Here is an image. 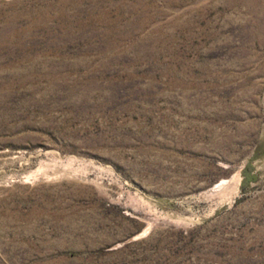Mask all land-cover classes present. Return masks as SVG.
Returning <instances> with one entry per match:
<instances>
[{
  "label": "rangeland",
  "instance_id": "1",
  "mask_svg": "<svg viewBox=\"0 0 264 264\" xmlns=\"http://www.w3.org/2000/svg\"><path fill=\"white\" fill-rule=\"evenodd\" d=\"M0 264H264V0H0Z\"/></svg>",
  "mask_w": 264,
  "mask_h": 264
},
{
  "label": "bare ground",
  "instance_id": "2",
  "mask_svg": "<svg viewBox=\"0 0 264 264\" xmlns=\"http://www.w3.org/2000/svg\"><path fill=\"white\" fill-rule=\"evenodd\" d=\"M225 184V183H222L221 185H219L218 187H222V185ZM150 229V224L148 225V227L146 228L145 232L144 233H147Z\"/></svg>",
  "mask_w": 264,
  "mask_h": 264
}]
</instances>
